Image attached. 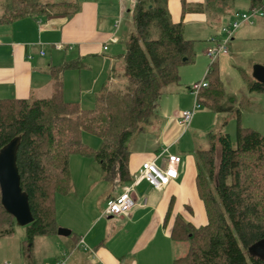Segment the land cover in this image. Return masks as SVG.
<instances>
[{"label": "trees", "instance_id": "trees-1", "mask_svg": "<svg viewBox=\"0 0 264 264\" xmlns=\"http://www.w3.org/2000/svg\"><path fill=\"white\" fill-rule=\"evenodd\" d=\"M237 1L205 0L195 9H218L224 14ZM247 1L250 8L264 9V0ZM59 5L74 7L76 3L7 0L2 3L0 23L56 13ZM188 9L184 2V10ZM75 11L77 7L67 13ZM130 13L134 29L125 40L121 65L112 68L110 81L96 95L93 107L66 101L59 84L47 98L0 99V149L21 136L17 165L34 216L26 226L30 241L58 233L56 196L73 189L72 155L93 158L107 181L123 184L132 180V142L155 115L164 89L179 83L180 67L195 60V42L185 36L183 22L173 21L168 0H134ZM216 63L208 68V87L201 90L199 101L216 112H235L239 119V108L224 107L226 93ZM82 66L80 59H74L52 71L57 79L59 72ZM248 85L251 92H264V83L255 79ZM84 132L100 137V147L86 144ZM209 144L197 149L196 176L208 220L196 226L176 216L171 235L176 241H187L189 247L174 264H264V255L250 251L264 241V134L238 123L235 139L224 130L214 131ZM172 214L171 205L166 224ZM15 221L1 202L0 188V237L13 233Z\"/></svg>", "mask_w": 264, "mask_h": 264}, {"label": "crops", "instance_id": "crops-1", "mask_svg": "<svg viewBox=\"0 0 264 264\" xmlns=\"http://www.w3.org/2000/svg\"><path fill=\"white\" fill-rule=\"evenodd\" d=\"M62 1L71 0L43 2ZM204 1L168 0L173 21L183 22L185 36L192 34L187 38L194 40L195 48L200 39L204 38L209 44L212 37L221 38L222 27L235 18V11L246 12L251 9L249 1L246 3L247 0H239L233 8L219 16L221 23L213 25L206 13L195 9ZM71 2L76 5H73L74 7L59 5L56 13L29 16L12 23H0V99L47 98L57 91L59 84L66 101L78 102L82 108H86V104L89 108L94 106L96 95L104 84L110 81L112 68L122 59L125 52L119 51V44L124 38H119L118 34L122 28L121 19L125 11L130 12L134 0ZM184 2H187L191 9L184 10ZM76 7L77 11L73 15L67 13L68 10ZM2 15L1 7L0 17ZM129 15L131 26L133 20L131 13ZM261 19L264 20V16H256L252 22L242 24L229 41L232 49L237 51V56L232 55L231 59H237L234 62L246 74L249 65L241 56L243 53L241 47L252 48L248 53L264 55V45H261L262 48L259 49L258 45L255 48L253 44L255 39H264V26L259 23ZM118 20L120 25L116 28L115 23ZM129 29L126 25L124 32ZM123 34L124 37L126 33ZM112 37H115L117 42H109ZM106 43L109 44V48L105 50L103 46ZM251 43L252 45L249 46ZM226 54H229V51ZM74 59H80L83 66L61 71L56 79L52 71L53 67ZM259 60L253 63L264 64L262 59ZM216 62L218 69V59ZM189 64L180 67L179 83L164 89L155 115L145 131L140 133L131 144L129 169L132 180L123 184L111 182L113 189L107 195V202L120 194L125 187L133 185L132 194L138 203L128 216L110 220L106 224V229H98L94 232L97 225H93L92 228L90 226L96 217L92 222L89 221L87 211L90 206L86 205L84 208L78 202L80 197L84 201V188L88 179L98 177L103 181L107 180L103 178L99 163L93 158L80 154L71 156L73 189L68 194L56 196V216L59 227L70 229L74 236L60 233L50 236L53 237L52 239L62 237L58 238L59 241L62 239L71 245V249L68 246L63 247L58 258L64 256L69 258L74 251L75 254L72 257L76 264H87V262L92 264H174L177 258L187 253L188 242L176 241L171 235V229L178 214L196 226L207 223L205 204L198 194L196 185L197 149L203 148L204 142L209 143V136L215 131L207 127L211 123V116L207 112L196 114L188 128L179 123L181 111L191 109L195 104L196 98L191 91L192 84L205 78L209 68L207 67L206 71L203 67L205 63L202 67ZM251 68L253 70V67ZM247 89L249 90L248 84ZM228 99H230L229 105L224 103L225 108L237 107L236 96H230ZM210 110L215 113L214 125H218L221 114L229 112L220 113ZM207 115H209L208 118ZM221 130L223 128L219 129ZM158 155L160 157L157 158V163L163 169L168 168V159L171 155L179 156L181 159L178 177L172 179L162 191L153 189L146 180L139 177L143 162L154 159ZM89 159H93L94 162H90ZM74 164L80 167L79 186L76 183ZM97 167H99L98 172L95 171ZM79 180L77 178L78 182ZM92 186L93 182L89 185V189ZM72 195L75 196L72 198ZM70 198L74 204L73 211L71 207L67 206V208L63 204L67 202L65 199ZM145 198L147 201L143 205L141 203ZM106 205L102 209V215ZM171 205L173 214L166 224L165 217ZM67 215L71 219H67L65 223L62 222V217ZM82 239L85 246L87 247L86 241H88L90 247L86 249L82 247L81 252L76 253L81 248L79 243Z\"/></svg>", "mask_w": 264, "mask_h": 264}, {"label": "rangeland", "instance_id": "rangeland-1", "mask_svg": "<svg viewBox=\"0 0 264 264\" xmlns=\"http://www.w3.org/2000/svg\"><path fill=\"white\" fill-rule=\"evenodd\" d=\"M6 1L7 0H0V10L2 7V3H5ZM41 1H45V0H41ZM71 1H77V0H71ZM247 2L248 1H246V3ZM203 12L206 13L209 21L213 25L221 23V19H219V16L221 17L223 13L220 12V10L216 9V10L203 11ZM129 14L130 12L125 11L123 18L121 19L122 28L118 34V37L124 38V39L119 44L120 52L125 51V46H124L125 39H127L126 37L129 36V33L134 29L133 24H131V26L129 25L130 24ZM259 23H261L264 26V20L261 19ZM126 25H128L130 29L127 32H124ZM123 33H126L124 37H123L124 35ZM186 35L187 37H189L192 34L190 33ZM212 38L210 39L209 44H207L204 38L200 39V41L197 42L196 48H195V51H196L195 60L189 65H195V67H202L203 63H205V66L203 67L207 71V67H209V64H211V61H213L209 58L207 54V50L211 46L214 45ZM253 42H254L253 44H255V48L258 45L260 49L262 48L261 45H264V39L263 40L255 39ZM250 45H252V43L249 44V46ZM251 49L252 48L250 47H241V51H243L241 56L245 58V61H246L245 63H248L249 65L247 74L245 73L244 70L242 71L237 66L236 62H234V61H237V59H234V58L231 59L232 55L237 56V51L232 49L231 43L228 44L229 54H221L220 57L218 58L219 78L223 84L224 91L226 93V98L224 100V103L228 106L229 100H230L228 98L230 96H236L237 97L236 106L237 108L240 109V118L238 119L237 113L235 112L234 113L224 112L219 117L218 125H214L213 121L215 120V113L212 112L208 107L204 105L202 106L201 104V107L198 108L196 111L197 115H199L201 112H207L210 114L211 123L207 126V127H210L209 129H212V130H215V132H218L219 129L223 128V130L225 132L230 133L234 139L236 138L238 123H240V125L244 127L255 129L261 132L262 134H264V92L261 93V92L254 91L255 93H250L249 90L247 89V84L249 83V80L250 81L254 80L253 70H251L252 69L251 67H253L254 69V66L256 64H262L261 62L253 63V61H260L259 59H262V61H264L263 60L264 55L262 54L263 56H261V54L259 53H248L251 51ZM202 56L204 57L202 58ZM118 63L121 65V61H118ZM250 65H253V66H250ZM244 73L246 76L244 75ZM247 78H248V82H247ZM203 79L204 78H202V80ZM118 82L119 81L115 80V83H118ZM86 108H89L88 104H86ZM208 116L209 115H207V118ZM225 121H228L227 124H224ZM83 141L91 147H98L100 145L101 138L94 134L84 132ZM209 145H210L209 143L204 142L203 148H206ZM219 155H220V146L217 147V161L219 160ZM89 160L90 162H94L93 159H89ZM96 166H99V165H96ZM73 169H74V172L76 173L75 176L79 180L78 173L80 172L79 171L80 167L74 164ZM98 170H99V167H97V169L95 168L96 172H98ZM77 178H76V183L79 186V183H81V180H79L78 182ZM98 179H99L98 177H91L90 179L87 180L88 182L86 183V186L84 188L85 189L84 201L81 200V197H80L79 202H78V204L82 205L84 208L86 205L87 207L88 205L90 206V209L88 208V211H87L89 215V221L92 222V220L96 217L95 221L92 222L90 226L92 228L93 225L94 226L97 225L96 228L94 229V232L98 229H102V230L106 229L107 222L115 218H118L115 216L108 218L107 215L101 214L102 209H104L105 205L107 204V201H106L107 195L109 191L113 189V183H111L110 181H103L102 178H100L99 181ZM92 182H93V186L89 189V185ZM74 196L75 195H72V198ZM65 200L67 202L63 203L64 206L71 207L73 211L74 204L71 198L65 199ZM67 219L70 220L71 217L67 215V216L62 217L61 220L62 222L65 223ZM13 229L14 231L11 235L0 237V264H4L6 262H12L13 264H39V263L45 264L46 261L56 262L60 260V258H62V257L58 258V256L60 255V251L63 247L66 248L68 246V248L71 249V245H68L66 241L64 240L62 241V239H60L61 241H59L58 238H62V237H55V239H52L53 237H50V236H46V237L36 236L32 241H30L26 226H19L16 221L13 224ZM62 229L63 228H60L58 225V233ZM70 236H74V234L70 233ZM51 240H53L52 243H51ZM86 243H87V247L89 248L90 247L89 242L86 241ZM261 245L262 247H264L263 241ZM81 249L82 247L76 253H80ZM73 254H75L74 251L70 254V257H69L70 259L67 257V264H76L72 257ZM63 258H65V256ZM87 264H92V263L87 262Z\"/></svg>", "mask_w": 264, "mask_h": 264}, {"label": "built area", "instance_id": "built-area-1", "mask_svg": "<svg viewBox=\"0 0 264 264\" xmlns=\"http://www.w3.org/2000/svg\"><path fill=\"white\" fill-rule=\"evenodd\" d=\"M122 2L125 0H121ZM256 16H264V9L262 8H251L246 12L235 11L234 19L224 27H222V37L216 38L213 37V46L207 50L209 58L214 62L216 61L221 54H226L228 50L229 41L233 38L235 32L238 28L245 22H252ZM120 25V20L115 23V27L118 28ZM109 42H117L115 37L110 38ZM62 48V46H58ZM103 48L106 50L109 48V44H104ZM44 53V52H43ZM208 87V82L205 78L202 81H197L191 86V91L195 95V104L191 109L182 110L179 116V123L182 124L185 128H188L192 123V120L196 114L198 108L201 107L199 101V95L202 89ZM160 155L156 156L154 159L146 160L143 162L139 177L146 180L153 189L157 191H162L172 179H176L179 174V166L181 164V159L179 156L171 155L168 159V168L163 169L157 163V158ZM133 185L127 186L124 190L110 198L107 202L106 208L104 210V215L115 216V217H126L130 214L133 207L138 203L137 199L132 194ZM146 198L141 204L146 203ZM81 247L86 249L85 242L82 239L79 243ZM4 264H13L12 262H6ZM45 264H67V258H62L56 262H46Z\"/></svg>", "mask_w": 264, "mask_h": 264}, {"label": "water", "instance_id": "water-1", "mask_svg": "<svg viewBox=\"0 0 264 264\" xmlns=\"http://www.w3.org/2000/svg\"><path fill=\"white\" fill-rule=\"evenodd\" d=\"M253 77L264 83V65L256 64ZM21 143V136H16L0 149V188L1 202L5 209L14 216L19 226H27L34 221L29 196L21 186V176L17 165V155ZM60 234H70L71 230L62 229ZM264 242V241H263ZM262 242L250 248L251 252L264 255Z\"/></svg>", "mask_w": 264, "mask_h": 264}]
</instances>
